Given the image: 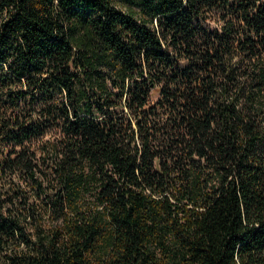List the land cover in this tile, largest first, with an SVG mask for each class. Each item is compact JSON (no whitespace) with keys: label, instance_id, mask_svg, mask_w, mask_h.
<instances>
[{"label":"trees","instance_id":"1","mask_svg":"<svg viewBox=\"0 0 264 264\" xmlns=\"http://www.w3.org/2000/svg\"><path fill=\"white\" fill-rule=\"evenodd\" d=\"M0 264H264V0H0Z\"/></svg>","mask_w":264,"mask_h":264}]
</instances>
